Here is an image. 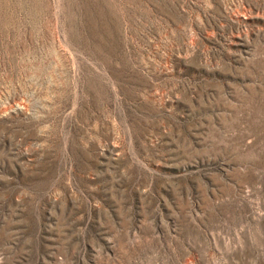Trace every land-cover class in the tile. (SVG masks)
<instances>
[{
  "label": "rangeland",
  "instance_id": "obj_1",
  "mask_svg": "<svg viewBox=\"0 0 264 264\" xmlns=\"http://www.w3.org/2000/svg\"><path fill=\"white\" fill-rule=\"evenodd\" d=\"M0 264H264V0H0Z\"/></svg>",
  "mask_w": 264,
  "mask_h": 264
}]
</instances>
